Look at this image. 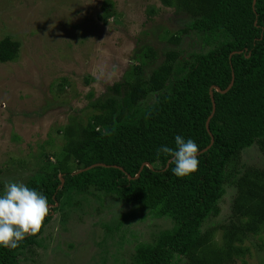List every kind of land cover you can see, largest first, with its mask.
<instances>
[{"label": "trees", "instance_id": "trees-1", "mask_svg": "<svg viewBox=\"0 0 264 264\" xmlns=\"http://www.w3.org/2000/svg\"><path fill=\"white\" fill-rule=\"evenodd\" d=\"M160 1L191 20L187 28L171 34V44L195 32L216 45L189 59L167 52L149 79L136 73L141 71L137 65L128 73L132 78L126 76L128 89L122 83L113 85L112 97L91 103L96 111L87 121L70 119L60 130L63 145L46 153L44 166L25 183L47 197L51 211L36 236H26L15 249L0 247V264H20V257L40 244L58 212L78 206L76 197L97 194L173 223L154 242L139 244L131 264H233L243 254L245 240L264 232V167H236L228 182V170L245 150L258 146L264 154V0L255 5V0ZM102 11L104 24L118 16L112 0L104 1ZM20 50L19 41L2 39L0 64L17 61ZM150 52L149 59H154L157 53ZM211 89L216 112L208 131ZM149 95H155V101L144 107ZM211 134L214 144L198 155V171L187 177L173 174L171 157L157 156L161 146L175 149L177 135L194 140L200 153L211 144ZM96 164L105 166L85 170ZM227 183L236 192L231 220L206 226L221 212ZM3 189L0 186V194ZM218 230L221 242L216 240Z\"/></svg>", "mask_w": 264, "mask_h": 264}, {"label": "rangeland", "instance_id": "rangeland-1", "mask_svg": "<svg viewBox=\"0 0 264 264\" xmlns=\"http://www.w3.org/2000/svg\"><path fill=\"white\" fill-rule=\"evenodd\" d=\"M104 1L0 0V41L10 37L21 43L17 61L0 64V186L25 184L40 171L45 154L63 145L60 130L70 119L87 121L96 111L91 103L112 97L113 85L128 89L126 78H132L128 73L137 65L141 71H134L149 79L167 52L189 59L216 45L195 32L171 44V34L191 20L160 0H112L118 16L108 24L100 19ZM150 49L157 53L154 59H149ZM155 98L149 95L143 106ZM236 167L263 168L264 154L258 146L245 150L228 170V182ZM235 193L227 183L221 212L206 226L230 222ZM97 195L76 197L78 206L58 212L40 244L21 256L20 264H131L139 244L152 243L173 227L167 218H153L115 197ZM216 240L222 241L219 230ZM242 248L233 264H264V232L249 236Z\"/></svg>", "mask_w": 264, "mask_h": 264}, {"label": "clouds", "instance_id": "clouds-1", "mask_svg": "<svg viewBox=\"0 0 264 264\" xmlns=\"http://www.w3.org/2000/svg\"><path fill=\"white\" fill-rule=\"evenodd\" d=\"M171 157L173 174L187 177L199 167V147L192 139L175 137V149L161 146L157 156ZM51 211L47 197L23 183L9 181L0 194V247L15 249L26 236H36Z\"/></svg>", "mask_w": 264, "mask_h": 264}, {"label": "water", "instance_id": "water-1", "mask_svg": "<svg viewBox=\"0 0 264 264\" xmlns=\"http://www.w3.org/2000/svg\"><path fill=\"white\" fill-rule=\"evenodd\" d=\"M255 3H256V0L254 1V5H255ZM232 85H233V83L230 85V87H232ZM216 90L218 91V92H222L219 88H216ZM223 92H226V91H223ZM210 94H211V97H212V102H213V110H212V114L210 115V117H209V119L207 120V129H208V131H210L209 130V124H210V121H211V119L213 118V116L215 115V112H216V103H215V101H214V95H213V91H212V89H211V92H210ZM211 136H212V141H211V144L205 149V150H203V151H201L198 155H200L201 153H204V152H206V151H208L211 147H212V145L214 144V137H213V135L211 134ZM170 164V162L168 163V165ZM98 166H105V165H103V164H96V165H93V166H90V167H88L87 169H85V170H90V169H92V168H95V167H98ZM144 166H147V167H149V168H151V165L149 164V163H145L144 164ZM144 166H142V168L140 169V172L143 170V167ZM85 170H81V171H79V172H77V173H75V174H78V173H80V172H83V171H85ZM139 176V174L137 175V177ZM61 180H62V185L64 184V180H63V178L61 177Z\"/></svg>", "mask_w": 264, "mask_h": 264}]
</instances>
